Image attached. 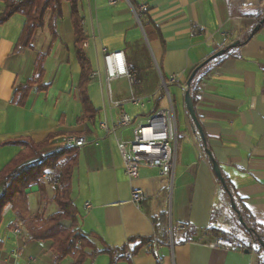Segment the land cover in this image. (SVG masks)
<instances>
[{
  "label": "crops",
  "instance_id": "0c3cea01",
  "mask_svg": "<svg viewBox=\"0 0 264 264\" xmlns=\"http://www.w3.org/2000/svg\"><path fill=\"white\" fill-rule=\"evenodd\" d=\"M113 2L77 1L85 38L82 50L90 70L85 98L91 116L84 111L78 91L81 69L69 0H60L54 35L47 25V11L44 26L35 30L29 48L14 51L23 16L14 14L0 25V144L28 138L35 144L44 142L39 154L49 155L65 148L68 136L85 137L89 144L76 149L70 199L77 211V228L84 234H94L111 248L121 247L129 238L153 237L151 219L167 215L168 223L175 228L172 251L169 243L160 242L157 247H143L130 261L117 264H259L262 255L252 245L239 251L211 249L196 242L195 235L203 230L208 237L228 234L240 239L236 233L247 237L236 224L184 102L186 116L182 114L177 129L171 183L153 168H140L137 178H127L118 144L120 138L130 137V130L107 134L100 124H115L119 111L135 122L145 121L165 107L164 98L150 102L156 92V70L161 76L159 86L161 79L176 76L175 84L169 86H173L176 97L182 93L184 98L186 81L195 67L228 45L247 39L197 75L193 83L194 111L221 175L248 214L264 224V25L248 40L258 15L264 13V0ZM142 3L148 9L138 15L137 21L130 6ZM3 11L4 1L0 0V15ZM104 51L123 53L127 69L135 75L133 85L125 78L107 81ZM45 52L38 79V58ZM27 81L48 88L37 91L34 85L23 106L11 103L13 90ZM132 98L144 101L142 106L130 103ZM114 103L120 107L115 108ZM21 150L19 146L0 145V171ZM46 175L33 185L37 190L27 195L29 215L42 210L48 216L57 211L52 200L53 185ZM133 190L145 195L139 206L131 202ZM178 225L187 227L186 231L179 232ZM183 233L191 234L190 240L177 243ZM158 236L164 241L161 230ZM90 241L100 247L96 239ZM51 245L50 240H27L21 216L10 206L4 208L0 264L74 263L73 256L55 262ZM85 253L90 250L85 249ZM81 264H109V258L101 254Z\"/></svg>",
  "mask_w": 264,
  "mask_h": 264
},
{
  "label": "trees",
  "instance_id": "16d2710c",
  "mask_svg": "<svg viewBox=\"0 0 264 264\" xmlns=\"http://www.w3.org/2000/svg\"><path fill=\"white\" fill-rule=\"evenodd\" d=\"M3 1L4 11L0 15V25L6 22L14 14H19L24 18V24L14 51L30 47V41L35 30L41 29L44 26V17L47 11L50 12V19L47 25L51 30V33L54 35V20L55 17L60 15V0ZM77 1L78 0H69L71 21L74 29V47L77 61L81 69L78 91L84 111L87 115L91 116L92 110L88 107L85 98V89L90 70L87 59L82 50V43L85 38L77 12ZM263 17L264 13L262 15H258L256 24ZM246 40L242 38V40H240L234 48L226 50L222 55L208 61L196 71L189 86V89L193 90L190 94L193 107L195 104L196 93V90L193 88V83L197 75L210 64L219 61L222 57L228 55L235 48L241 47ZM45 54L46 52L39 55L37 62L39 68L41 67L40 65L42 64ZM41 73L42 71L40 68L39 73L37 74L38 79H40ZM164 81L166 82L165 79ZM34 85L36 86L37 91H45L48 88V85L41 84L40 82L35 84L32 81H27L24 85H18L13 90L11 103L23 106L27 94ZM192 128L194 129L193 126ZM44 144V142L41 144H35L28 138L7 140L0 144L1 146L9 145L22 147V150L0 171V221L4 208L6 206H10L11 210L21 216L25 222L27 240H50L52 242L51 247L54 252L55 262L62 260L66 256H73L75 258L73 264H81L83 260L87 258L93 260L96 256L105 254L109 258V264H117L119 262L130 261V259L136 256L143 247L153 245V242L157 245L160 242L169 243V223L166 214L162 215L160 220L155 218L151 219L155 232L153 237L129 238L124 245L117 248L107 246L92 233H82L77 228V211L70 199V177L72 169L76 165L77 148L68 147L49 155H40L39 151L43 148ZM49 172H51V177L47 179V182L49 184H52L53 182L55 183V186H53L54 195L52 200L57 208V211L48 216H45L42 210L34 213L33 215H29L27 194H25V190L33 185H38L41 178ZM221 176L230 194V199L233 201V204L245 226L243 227L238 222L237 217L235 219L236 224L241 228L244 235L251 240L253 250L262 255V259L259 264H264V250L257 242V240H261L264 244V224L256 221L248 214L246 208L240 204V200L233 194V191L225 177H223V175ZM226 196L230 205V199L227 194ZM42 201H44L43 197H41V202ZM61 221L70 222V228L67 229L60 226L59 223ZM186 229L187 227L183 226V230H180L179 232H184ZM160 230L164 233V241L159 239L160 236H158V234ZM174 233L175 228L171 226V239L173 243H175ZM190 237L191 234L183 233L180 241L177 243L189 241ZM91 238L98 241L100 244L99 248L92 241H90ZM85 249H89L90 253H85Z\"/></svg>",
  "mask_w": 264,
  "mask_h": 264
},
{
  "label": "built area",
  "instance_id": "2783aa9c",
  "mask_svg": "<svg viewBox=\"0 0 264 264\" xmlns=\"http://www.w3.org/2000/svg\"><path fill=\"white\" fill-rule=\"evenodd\" d=\"M110 4H114L113 0H109ZM132 13L138 21V15L147 11L148 6L144 3L136 7L130 6ZM105 75L107 81L125 78L129 85L135 83V75L131 73L125 64L123 53L120 51L107 52L104 51L102 55ZM176 76L169 77L166 82L161 79V89L163 90L165 107L159 108L154 114L149 116L143 122L133 121L125 112L119 111L118 118L115 124L108 126L106 123H101L100 128L107 134H113L116 131L130 130L129 138L119 139V152L122 159L124 174L129 179L138 177L140 168L157 169L159 175L172 182L173 173L176 165V152L178 134L176 127L175 109L172 98L168 92V86L175 84ZM186 90V87H185ZM191 94L192 90L189 89ZM130 103L134 105H141L144 101L141 99H130ZM115 108H119V103H114ZM89 144V141L83 136H68L65 138V148L75 147L80 148ZM46 175V174H45ZM51 175H46L49 179ZM55 186V183H52ZM145 200V195L139 190L131 191V202L135 206H139ZM86 208L89 205L86 204ZM18 226H21L19 224ZM178 231L183 230L182 225L176 226ZM17 233V229L14 230ZM196 242L208 248H222L225 250H239L247 249L252 245L251 240L247 237L245 239H237L231 235H219L215 237H208L205 231L198 232L195 235ZM153 245H158L153 242ZM173 244L171 239V225L169 223V249L172 251Z\"/></svg>",
  "mask_w": 264,
  "mask_h": 264
},
{
  "label": "water",
  "instance_id": "95a60500",
  "mask_svg": "<svg viewBox=\"0 0 264 264\" xmlns=\"http://www.w3.org/2000/svg\"><path fill=\"white\" fill-rule=\"evenodd\" d=\"M264 25V17L256 24V26L254 27V29L251 31L249 37H248V40L254 35V33L256 31H258L260 29V27H263ZM238 44V42H234L230 45H228L225 49L223 50H220L218 52H216L215 54H213L212 56H210L208 59H206L204 62H202L199 66H197L193 72L190 74V76L188 77L187 81H186V90L184 92V98H183V102H184V105H185V108H186V112L192 122V126L194 127V129L196 130L200 140H201V143H202V146H203V149H204V154L205 156L207 157L208 161L210 162L211 164V167H212V171H213V174L215 176V178L217 179V181L219 182V184L221 185L222 189L226 192V194L228 195L229 199H230V194L225 186V183H224V180L221 176V172L219 170V167L217 165V163L214 161L210 151L207 149L206 147V140H205V137H204V134L202 132V128L196 118V115H195V111H194V107H193V104H192V100H191V96H190V92H189V86L191 84V81L193 80L194 78V75L196 73V71L202 67L205 63H207L208 61L216 58V57H219L220 55H222L226 50H229L231 48H234L236 45ZM37 188L35 186H31L30 188L26 189L25 190V194H30L34 191H36ZM230 208L231 210L235 213L237 219H238V222L244 227V223L242 222L234 204H233V201L230 199ZM60 226L64 227V228H70V225L71 223L68 222V221H61L59 223ZM259 246H261L264 250V244L261 240H257ZM246 253L248 252L247 250L245 251Z\"/></svg>",
  "mask_w": 264,
  "mask_h": 264
},
{
  "label": "rangeland",
  "instance_id": "374dc122",
  "mask_svg": "<svg viewBox=\"0 0 264 264\" xmlns=\"http://www.w3.org/2000/svg\"><path fill=\"white\" fill-rule=\"evenodd\" d=\"M157 76L155 75V85H156V92H154V96L153 94L150 97V102H154V99L157 97L158 99H163L164 95H163V90L161 89V86H159L160 84V73L158 72V70H156ZM168 92L172 98L173 101V106L175 109V117H176V127L179 130L180 126H181V116L182 114L186 116L185 113V109L183 106V94L180 93L178 97H176L175 95V91L173 86H168ZM179 100V102H178ZM165 104V103H164ZM163 105V104H162ZM237 236H240V239H245L244 236H242V233H236Z\"/></svg>",
  "mask_w": 264,
  "mask_h": 264
}]
</instances>
